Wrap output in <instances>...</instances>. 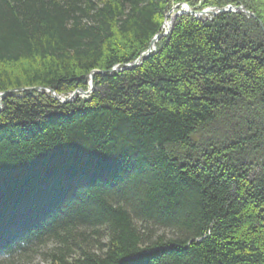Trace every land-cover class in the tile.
<instances>
[{
	"label": "trees",
	"instance_id": "trees-1",
	"mask_svg": "<svg viewBox=\"0 0 264 264\" xmlns=\"http://www.w3.org/2000/svg\"><path fill=\"white\" fill-rule=\"evenodd\" d=\"M192 1L0 0V264H264V0L144 57Z\"/></svg>",
	"mask_w": 264,
	"mask_h": 264
},
{
	"label": "water",
	"instance_id": "water-1",
	"mask_svg": "<svg viewBox=\"0 0 264 264\" xmlns=\"http://www.w3.org/2000/svg\"><path fill=\"white\" fill-rule=\"evenodd\" d=\"M214 9V12L213 14H218V13H226V12H229V11H243V8L242 7H238L237 10L234 8L233 10V7H226V8H213ZM183 11H180V12H177L175 13V17L176 18L177 16L181 15ZM191 15L194 16V18L196 19H199V17L204 13L203 11H200V12H196V11H190ZM173 24V21L171 23V25ZM264 31V29H263ZM168 33V31H164V32H160L158 33L157 35H155L153 37V39L150 41V44H149V47L146 49L145 52L142 53V55L147 56L149 54V52L151 50H154L155 48V43L161 38V37H164L166 34ZM264 60V58H263ZM139 63V58L136 59L132 64H128L127 65V68H131V67H134L136 65H138ZM98 71H93L91 74H90V80H89V89L87 91H83V90H76V91H73L72 93L69 94V97L67 98H60L62 96H59L57 95L54 91L50 90V89H46L47 91L46 92H51V96L54 98V99H57L59 102H70V101H73L74 98L76 97V94L78 93L79 95H82V94H90L93 90V83H92V78H93V75L95 73H97ZM40 88L39 87H28V88H17V89H12L10 91H7L6 93H0V108H1V99L3 97L4 94H8V93H20V92H23V91H39Z\"/></svg>",
	"mask_w": 264,
	"mask_h": 264
},
{
	"label": "rangeland",
	"instance_id": "rangeland-1",
	"mask_svg": "<svg viewBox=\"0 0 264 264\" xmlns=\"http://www.w3.org/2000/svg\"><path fill=\"white\" fill-rule=\"evenodd\" d=\"M202 1L203 0H193L192 2V4L191 5H189V4H187V3H185V2H180V3H172L171 4V7L166 11V13H165V20H164V27H163V29H162V32H166V31H169L170 30V27L172 26L171 25V23H172V21H174V17H175V13H177V12H180L181 11V7H180V5H182V4H185V5H187L188 7H189V9L191 10V11H196V12H200V11H203V10H206V9H208V8H215V7H203V8H201V3H202ZM228 6H232V5H227V6H225V7H223V8H226V7H228ZM232 7H234L236 10H237V8L238 7H242L243 8V11H229V12H232V13H242V14H246L247 15V17H254V14L253 13H251V12H249L248 10H246L243 6H232ZM234 8H233V10H234ZM184 15H187V14H184ZM180 16V15H179ZM189 16H191V15H189ZM178 17V16H177ZM192 17H194V16H192ZM214 17V16H213ZM212 17V18H213ZM89 89V88H88ZM87 89V90H88ZM86 90V91H87ZM76 95H79L78 93L76 94ZM89 94H82V95H79L81 98H83V99H85L87 96H88ZM67 97H69V95H64V96H62V97H60V98H67ZM75 99V98H74ZM221 128V125L218 123V125H214L213 126V129H215L216 131L217 130H219ZM214 130V131H215ZM210 131H211V133H213L214 131L213 130H207V132L205 133V135H207L208 133L210 134ZM208 134V135H209ZM205 144V142H202V139L200 140V143L198 144V145H201V146H203ZM40 261V258L39 257H37L36 259H35V263L36 262H39Z\"/></svg>",
	"mask_w": 264,
	"mask_h": 264
},
{
	"label": "built area",
	"instance_id": "built-area-1",
	"mask_svg": "<svg viewBox=\"0 0 264 264\" xmlns=\"http://www.w3.org/2000/svg\"><path fill=\"white\" fill-rule=\"evenodd\" d=\"M180 7L185 8L184 13H186L187 15H191V13H190L191 10L189 9V7L187 5L182 4V5H180ZM228 7H232V6H228ZM203 12L204 13L199 17V20H211L212 17L214 15H216V14H213L214 9H212V8H208L206 10H203ZM191 16H193V15H191Z\"/></svg>",
	"mask_w": 264,
	"mask_h": 264
},
{
	"label": "bare ground",
	"instance_id": "bare-ground-1",
	"mask_svg": "<svg viewBox=\"0 0 264 264\" xmlns=\"http://www.w3.org/2000/svg\"><path fill=\"white\" fill-rule=\"evenodd\" d=\"M184 10H185V8H181V11H183L182 14H186V13H184Z\"/></svg>",
	"mask_w": 264,
	"mask_h": 264
}]
</instances>
